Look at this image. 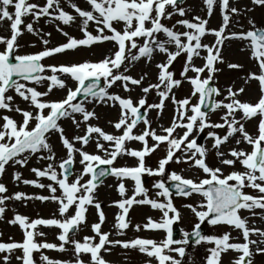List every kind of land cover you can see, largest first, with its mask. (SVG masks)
<instances>
[{
	"label": "snow or ice",
	"instance_id": "6c2138e0",
	"mask_svg": "<svg viewBox=\"0 0 264 264\" xmlns=\"http://www.w3.org/2000/svg\"><path fill=\"white\" fill-rule=\"evenodd\" d=\"M86 9H82L73 0L65 3L75 15L65 11L61 0H45L43 5L30 3L29 0H0V23L8 22L10 36H0V177L7 166L28 165L32 157L37 161H47L46 167L30 169L35 174V180L22 179V174L14 173V180L38 189L47 188L50 195L30 196L17 192H8L5 184L0 183V220L4 219L6 202L9 200H39L51 201L58 205L57 212L62 219L38 218L29 220L28 217L15 214L7 222L18 225L23 231V242H0V258L2 264H10L12 254L20 250L22 255L15 259L20 264H35L34 252H41L40 260L43 264H73L72 261L52 260L43 255L42 250L67 251L66 245H71L75 254L74 264H85L82 254L89 256L87 264H109L103 253H109L117 245L124 249H138L149 258H155L158 264H181L171 253L185 256V246L190 239L199 245L202 242L214 245L207 251L210 255L206 264H221V254L232 250L238 257L232 264H252L253 252L251 245H256L257 253H264V230L247 226V219L241 218L240 210L252 212L253 209L264 210V29H257L249 20L251 29L247 32L225 34L233 14L237 9L230 7V0H204L208 15L211 16L214 6H218L222 15V24L218 30L207 27L208 20L193 17L192 20L179 19L172 26L164 21H170L174 15L185 17L186 11L182 7V0H84ZM254 5L264 6V0H252ZM11 9V11H10ZM31 16L33 21L42 17L48 22H56V30L66 37V41L57 46L48 47L51 33H41L33 28L32 23L24 25V30L34 36L41 37L42 50L35 53L19 54L18 38L23 35L21 25L23 17ZM79 19L78 28L82 38L77 39L63 31L60 25L71 26ZM94 26V32L89 26ZM116 25H121L118 29ZM177 25L184 31H177ZM206 35H213L212 45L202 43ZM163 37L162 39L160 37ZM238 39L248 42L251 58L257 62L259 73H249L246 81L255 80L259 84L260 96L257 102H242L237 97L244 91L240 88L233 91L226 89L222 93L214 85V77L220 69L216 66L223 63L221 50L225 40ZM112 42L114 52L107 54L99 62L84 61L69 64H45L48 58L58 54L76 52L80 48H91L93 45ZM173 49V50H170ZM201 52L205 55H201ZM154 54L165 57L156 63L158 70L156 83L144 85L146 73L140 78L127 75L130 68L142 58L146 63L154 59ZM184 57L181 78H176L171 71L173 63L178 57ZM194 58L204 61L202 66L194 63ZM123 66V71L120 69ZM229 68H240V65L229 64ZM191 72L194 75L189 76ZM67 79L75 83V88L68 87ZM121 87L125 92L133 90L131 86L140 87L143 93L135 102L131 96L122 97L109 90L113 86ZM191 86V93L183 99H177L174 89L182 83ZM44 87V91L38 90ZM66 90L60 100L46 99L53 90ZM155 92L158 102L148 103V95ZM9 93H14L10 95ZM19 97L27 105L21 108L15 103ZM195 98L196 102L192 100ZM166 102L174 107V114L170 125H159L158 133L148 119V112L155 109L157 116L163 113ZM103 104L119 108L117 121L109 123L119 135L105 132L101 127L89 123L98 119L94 111L88 110L86 104ZM143 109V112L141 111ZM223 110L220 116L222 122H211V114ZM6 113H17L21 119L15 120ZM237 113H240L237 118ZM79 115L80 119H77ZM258 117L256 134L246 131V122ZM71 120L73 126L79 130L84 125V134L71 138L65 135L60 121ZM144 128L136 133L134 129L139 124ZM208 129L207 138L213 141L212 150L221 166L232 170L225 175L222 167H213L207 163L209 148L206 144H199L198 139ZM215 129L224 130L218 134ZM180 130V131H178ZM195 133V135H193ZM52 134L59 136L62 147L66 150L64 157L57 161L53 146L49 143ZM234 139L235 147L227 152L221 151V146L227 145ZM95 145L96 153H89L84 149L90 144ZM130 142H139L142 147L132 149L127 147ZM241 143L251 147V151L240 148ZM80 146L77 147L76 145ZM164 146L165 155L159 159L155 169L146 166V157L151 156L157 149ZM179 153V155H177ZM102 154V155H101ZM82 170L75 172L76 157ZM129 156L135 158L136 165L129 167H114L118 157ZM231 157V158H227ZM170 163L185 164L204 174L203 179L193 180L185 178L176 172L166 175V166ZM243 171L236 169V165ZM107 166V167H102ZM75 175V179L72 176ZM111 175L119 181L117 191L123 198L115 203L120 212L115 217L114 228L118 235H123L131 221L128 213L133 204L150 205L162 213L160 221L148 218L144 229L163 230L166 233L162 241L136 238L131 241L111 240V233L103 232L105 214L99 202L95 201L93 193L99 186L101 178ZM161 177L154 182L158 189L156 196L163 197V202L150 199L148 189L144 187L142 177ZM88 176L89 179L81 183ZM46 178L51 183H41ZM125 180L134 182L131 197H125ZM180 197H191L197 194L202 202L189 208L198 222L191 232L183 231L182 239H174L173 225L180 220V212L173 205V192ZM245 189L255 190L258 195L248 194ZM59 190L60 195H56ZM137 197H142L137 199ZM97 210L98 222L90 225L93 236L83 237L82 242L75 239L81 230V225L87 224L86 213L88 207ZM73 214L69 215V210ZM171 214V215H170ZM254 214V213H253ZM214 227L227 225L241 230L243 243H230V234L222 236H207L202 234V225ZM38 226L55 227L60 232L57 235L58 245L54 243H37V236L45 233L36 231ZM136 231L141 225L135 226ZM251 235L260 239L251 240ZM98 238V242H97Z\"/></svg>",
	"mask_w": 264,
	"mask_h": 264
},
{
	"label": "rangeland",
	"instance_id": "374dc122",
	"mask_svg": "<svg viewBox=\"0 0 264 264\" xmlns=\"http://www.w3.org/2000/svg\"><path fill=\"white\" fill-rule=\"evenodd\" d=\"M30 3H37L43 5L45 0H29ZM79 7L82 9H86L88 6L84 2V0H73ZM61 6L64 7L65 11L75 15L71 8L67 6L65 0H61ZM186 11L185 17H179L174 15L170 21H164L168 26H172L179 19H188L192 20L193 17H200L201 19L208 20L207 27L209 29L218 30L222 24V15L218 6H214L213 12L211 16L208 15L207 7L204 3V0H186L182 5ZM230 7L236 8L238 14H233L231 16L230 23L228 28L226 29L225 34L230 33H239L241 31L247 32L251 29V25L249 24V20H251L257 29H264V6L254 5L252 0H230ZM11 11V9H10ZM24 23L21 25V30L23 31V35L18 38V43L20 45L19 54L26 53H35L42 50L41 37L34 36L31 33H28L24 30V25L28 23L33 24V28L39 30L41 33H51L50 37H44L49 39L50 43L48 47H54L59 44H62L66 41V37L61 35L60 32L56 30V22L50 23L47 18H41L39 21L34 22L33 18L29 15L23 17ZM80 21L76 20L74 24L71 26L60 25L63 31L67 32L69 35L80 39L82 38V33L80 32L78 25ZM119 29L121 25H116ZM177 31H184L185 29L177 25ZM89 31L94 32V26H89ZM0 36L8 37L10 36V31L8 28V22L5 21L0 23ZM163 38L162 36L160 37ZM215 41V37L213 35H206L202 38V43L212 45ZM3 46L0 45V48ZM116 49L113 46L112 42H105L103 44L93 45L91 48H80L76 52H69L67 54H58L55 57L48 58L44 61L45 64H69V63H79L84 61L90 62H99L108 54L109 51L114 52ZM170 50H173L170 48ZM201 55H205V53L201 52ZM221 58L223 63H218L216 66L220 69L219 72L215 74L214 77V85L220 89L222 96L217 97L216 99H222L223 95H226V89L229 87L232 88L233 91H236L240 88H243L244 91L237 97L242 102L255 103L259 99L260 89L259 84L255 80H248L246 78L249 73H259V68L255 59L251 58V49L248 45V42L238 39L225 40L224 45L221 50ZM165 57L161 54H154V59L150 63H146L142 58L140 61L136 62L127 72V75H131L134 78H140L141 75L147 74L144 80V85H147L149 82L156 83V75L157 69L155 67L156 63L162 62ZM184 63V57H178L177 61L173 63L171 71H174L176 74V78L180 77V72L182 71ZM194 63L197 66H202L204 61L199 58H194ZM229 64H237L240 65V68H229ZM123 71V66L120 69ZM189 76L194 75L189 72ZM68 87L75 88V83L67 79ZM119 82H117V86H113L109 91L112 93L119 94L122 97L131 96L133 101L135 102L139 97L143 95L140 91V87H134L131 92H125L121 87L118 86ZM38 90L44 91V87H40ZM175 95L177 99H183L190 95L191 86L188 83H182V85L178 89H174ZM10 95H14V93H9ZM66 94V90H53V94H51L46 99L50 100H60ZM158 102V98L153 91L148 95V103ZM193 103L196 102L195 98L192 100ZM15 103L18 104L21 108H26L27 105L24 101H22L19 97H15ZM86 107L90 111H94L98 119L90 120L89 123L97 125L101 127L105 132L119 135L120 133L115 130L114 127L109 123L110 121L115 122L119 118V108L118 107H109L107 105H97L86 104ZM174 105L170 102H166V106L163 110V113L160 116H157V110L153 109L148 112V119L152 121V127L160 132L159 125H163L167 127L170 125L171 119L174 114ZM143 112V109L141 110ZM11 115L15 120L19 121L21 119L20 115L17 113H6ZM223 114V110H218L211 114V122H222L220 121V116ZM240 113H237V118H239ZM77 119H80L79 115H77ZM258 117L253 118L252 120L246 122L245 127L246 131L250 134L255 135L257 130ZM61 126L64 128L65 135L69 138L75 135H83L84 134V125L82 124L80 129L77 130L71 120L65 119L60 121ZM144 128V125L141 123L138 125L134 132L138 133ZM180 131V130H178ZM209 130L206 129L205 133L200 135L198 139L199 144H206V146L210 149L208 152L207 163L213 167H222V170L225 175H227L232 169L227 166H221L215 156V151L212 150L211 139L207 138V132ZM218 134H223L224 130L215 129ZM195 135V133H193ZM49 143L53 146V150L56 153L57 161L60 160L61 157H64L66 154V150L62 147L59 136L56 134H52L49 137ZM77 147L80 145L77 144ZM234 139H230L227 145L221 146V151L227 152L230 148L235 147ZM127 147L132 149L139 150L142 145L137 142V144H128ZM240 148H243L245 151H251V147L247 144L241 143L239 145ZM85 151L89 153H96L94 142L90 143L85 149ZM102 155V154H101ZM165 155L164 146L157 149L155 153L151 156L146 157V166L156 168L157 162L159 159L163 158ZM179 155V153H177ZM231 158V157H227ZM47 161H37L36 157H32L29 160L27 166L21 168L19 165L14 167L7 166L6 171L2 177H0V183L5 184L8 189V192L5 195H13L14 193L21 192L30 196L44 195L48 196L50 193L47 188L38 189L31 185H25L19 181L14 180V173L19 171L22 174V179L27 180H35V174L30 171L31 168H44L46 167ZM136 160L135 158H127L122 159V157H118L114 167H123V166H135ZM74 169L76 173H79L82 170V165L79 163V157H76V162L74 164ZM236 169L239 171H243L242 167L238 164L236 165ZM170 172H176L177 174L182 175L185 178H191L193 180L203 179L204 174L202 172H198L197 169L190 168L185 164H175L170 163L166 166V175ZM72 179H75V175L72 176ZM89 179L88 176H85L81 183L86 182ZM162 179L161 177H150L143 176L142 181L144 187L148 189V197L151 199L153 196L154 200L158 202H163V197L156 196V192L159 191L153 187L154 182ZM41 183L48 184L51 183L46 178H41ZM119 181L113 176L106 178L103 182L99 184V186L95 189L93 196L96 202H99L101 205V210L105 214V222L102 225V231L111 233L109 239L111 240H121V241H131L136 238L142 239H151L154 241H162L166 233L160 230H151L144 229L143 225L147 224L148 218H151L153 221H160L162 218V213L157 209H151L149 206H141L138 204H133L128 213V219H130L131 224L128 229L124 230L123 235H118L116 229L114 228L115 217L120 212V210L115 206V203L122 200L123 198L119 195L117 191V185ZM125 188L126 194L125 197H131L133 193L129 192L128 189H132L134 191V182L131 180H125ZM166 186H169L166 181ZM245 191L253 196H257L258 193L252 189H245ZM155 193V194H154ZM56 195H60L59 190ZM138 198V197H137ZM142 198V197H141ZM173 205L180 212L179 223L173 225L177 226L180 231L179 239H182V232L187 231L191 232L193 230L194 225L198 222L197 218L193 214V212L185 207V205L191 204L196 206L200 202H202V197L197 194H193L191 197H178L173 195ZM58 205L51 201L41 202L39 200H22L15 201L9 200L6 202V212L4 214V219L0 220V242L10 243V242H23V231L20 229L18 225H11L7 221L12 219L15 214H20L22 216H26L29 220H35L38 218H53L55 214V218L62 219L59 217L57 212ZM254 213V214H253ZM73 214V210H69V215ZM241 218L247 219V226L249 228L255 227L261 230H264V210L262 209H253L252 212L247 210H240L238 213ZM171 215V214H170ZM87 224L81 225V230L76 234L75 239L80 240L82 242L83 237L85 236H93L94 233L90 229V225L98 222L97 210L94 207L89 206L88 212L86 213ZM113 225V226H112ZM141 225V230L136 231L135 226ZM203 235L207 236H217L220 237L224 233L230 234V243H243V237L241 230L234 229L233 227L227 225H216L214 227H210L205 222L202 225ZM36 231L45 233L44 236H37V243H54L59 244L60 242L57 240V235L60 230L55 227H45L38 226ZM251 240L260 239L257 235H251ZM98 242V238H97ZM67 251L58 252L55 250H47L43 249V255L48 256L52 260H60V261H72L74 264L75 254L71 245H66ZM214 247L212 244L201 243L199 245L194 244L192 246H185V256L183 258L179 257L176 253H171L176 259L181 260V264H206V258L210 255L207 251L209 248ZM264 247V245H261ZM5 254L0 253V258H2ZM17 255H22L20 250H16L10 259V264H20L19 261L15 259ZM104 259L109 262V264H158L155 258H149L145 254L139 252L138 249H124L119 245L113 247L109 253H103ZM238 253L229 250L226 253L221 254V264H232V261L238 257ZM41 252H34L33 259L35 264H43L40 260ZM81 259L84 260L85 264H87L89 256L86 254L81 255ZM0 264H2V259H0ZM252 264H264V253L256 252V245H254Z\"/></svg>",
	"mask_w": 264,
	"mask_h": 264
},
{
	"label": "bare ground",
	"instance_id": "6f19581e",
	"mask_svg": "<svg viewBox=\"0 0 264 264\" xmlns=\"http://www.w3.org/2000/svg\"><path fill=\"white\" fill-rule=\"evenodd\" d=\"M110 52H111V51H109L108 54H109ZM69 80L71 81V79H69ZM97 105H100V104H97ZM129 144H130V145H132V144L135 145V144H137V142H130ZM124 158H125V159H127V158L131 159L132 157H129V156H123L122 159H124ZM128 191L132 193V189H129ZM154 194H155V193H154ZM137 199H139V198H137ZM138 205H139V204H138ZM141 206H149V207L151 208L150 205H141ZM151 209H153V208H151ZM180 221H181V219L179 220V222H180ZM179 222H178V223H179ZM112 226H113V225H112ZM250 247H251V250H252V252H253V251H254V245H251Z\"/></svg>",
	"mask_w": 264,
	"mask_h": 264
},
{
	"label": "water",
	"instance_id": "95a60500",
	"mask_svg": "<svg viewBox=\"0 0 264 264\" xmlns=\"http://www.w3.org/2000/svg\"><path fill=\"white\" fill-rule=\"evenodd\" d=\"M177 236H178V231L176 230V231H175V238H177ZM190 242L193 243L194 240H191V239H190Z\"/></svg>",
	"mask_w": 264,
	"mask_h": 264
}]
</instances>
